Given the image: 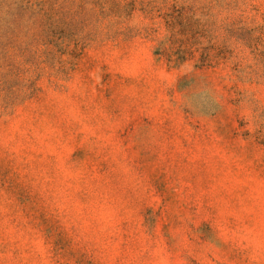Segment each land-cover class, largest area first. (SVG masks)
<instances>
[{
  "label": "rangeland",
  "instance_id": "rangeland-1",
  "mask_svg": "<svg viewBox=\"0 0 264 264\" xmlns=\"http://www.w3.org/2000/svg\"><path fill=\"white\" fill-rule=\"evenodd\" d=\"M0 264H264V0H0Z\"/></svg>",
  "mask_w": 264,
  "mask_h": 264
},
{
  "label": "trees",
  "instance_id": "trees-1",
  "mask_svg": "<svg viewBox=\"0 0 264 264\" xmlns=\"http://www.w3.org/2000/svg\"><path fill=\"white\" fill-rule=\"evenodd\" d=\"M159 54H161V55H163L164 54V52H162V51H160V52H158ZM167 60L169 61V62H173V61H177V60H172V58H170V56L169 57H167ZM180 61H183V60H180Z\"/></svg>",
  "mask_w": 264,
  "mask_h": 264
}]
</instances>
